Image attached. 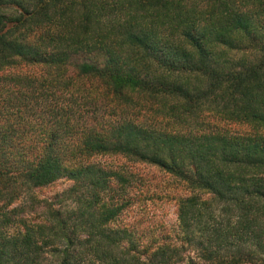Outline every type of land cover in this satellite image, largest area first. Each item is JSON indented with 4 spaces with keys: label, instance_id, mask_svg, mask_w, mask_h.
I'll use <instances>...</instances> for the list:
<instances>
[{
    "label": "trees",
    "instance_id": "1",
    "mask_svg": "<svg viewBox=\"0 0 264 264\" xmlns=\"http://www.w3.org/2000/svg\"><path fill=\"white\" fill-rule=\"evenodd\" d=\"M129 162L181 183L207 258L264 257V0H0V264L134 262Z\"/></svg>",
    "mask_w": 264,
    "mask_h": 264
},
{
    "label": "rangeland",
    "instance_id": "2",
    "mask_svg": "<svg viewBox=\"0 0 264 264\" xmlns=\"http://www.w3.org/2000/svg\"><path fill=\"white\" fill-rule=\"evenodd\" d=\"M100 158L111 165H120L123 162L118 158ZM128 165L135 174L134 184L130 187L131 203L112 225L127 229L130 234L129 238L133 242L129 240L124 244L130 254L137 257L131 264H159L152 254L160 246L178 250L172 261L166 264H264L263 255L255 260L231 262L233 257L226 250L223 252L225 261L223 258H207L203 249L208 245L207 236L198 233L192 240L179 226L177 198L185 193L181 183L156 166L137 162H129ZM71 185V180L62 178L49 186L35 189V195L41 200L47 199L60 205H68L70 200L58 194ZM35 220H38V217H35ZM134 244L137 250L133 248ZM120 252L117 250L118 254ZM83 256L85 257V254ZM47 257L46 264H57L55 256ZM94 258L93 254L86 257L88 260Z\"/></svg>",
    "mask_w": 264,
    "mask_h": 264
}]
</instances>
